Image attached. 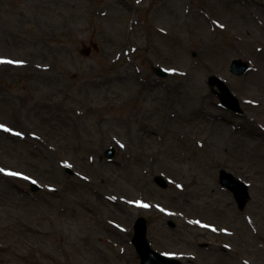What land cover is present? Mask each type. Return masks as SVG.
<instances>
[{"label": "rangeland", "instance_id": "1", "mask_svg": "<svg viewBox=\"0 0 264 264\" xmlns=\"http://www.w3.org/2000/svg\"><path fill=\"white\" fill-rule=\"evenodd\" d=\"M0 60V264H139L140 215L186 264H264V0H0Z\"/></svg>", "mask_w": 264, "mask_h": 264}, {"label": "water", "instance_id": "2", "mask_svg": "<svg viewBox=\"0 0 264 264\" xmlns=\"http://www.w3.org/2000/svg\"><path fill=\"white\" fill-rule=\"evenodd\" d=\"M248 66V61H241L235 59L232 61L230 69L236 74H242L247 70ZM155 70L156 73L159 75L166 74V72L160 68H155ZM208 83L212 88V91H214V85L219 88L220 92H214L220 98L222 103H224L228 108L235 110L238 113L242 112L239 107L238 100L232 95L228 87L220 78L216 76H210L208 78ZM106 155L111 156L112 150H107ZM219 179L221 186L230 189L234 194V198L236 199L238 206L240 208H243L250 197L248 193V186L233 177L230 173H227L225 170H220ZM155 181L162 187H165L166 185L164 180L160 177H156ZM134 231L135 233L132 238V242L135 245L136 250L140 256V264H183L179 260L162 255L150 247V244L146 239V220L143 217L137 218L134 224Z\"/></svg>", "mask_w": 264, "mask_h": 264}, {"label": "snow or ice", "instance_id": "3", "mask_svg": "<svg viewBox=\"0 0 264 264\" xmlns=\"http://www.w3.org/2000/svg\"><path fill=\"white\" fill-rule=\"evenodd\" d=\"M0 63H23L22 61H4V60H0ZM4 127L3 125H0V128ZM8 131H11L10 129H6ZM17 135H19V133H16ZM0 173H4L6 175H10V176H19L21 175L20 173L17 172H6L4 169H0ZM33 183H35V181H33ZM177 187H179V185H177ZM145 207H147V205H144Z\"/></svg>", "mask_w": 264, "mask_h": 264}]
</instances>
